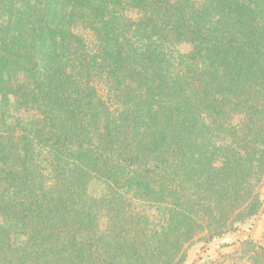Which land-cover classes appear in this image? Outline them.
Here are the masks:
<instances>
[{
	"label": "trees",
	"instance_id": "16d2710c",
	"mask_svg": "<svg viewBox=\"0 0 264 264\" xmlns=\"http://www.w3.org/2000/svg\"><path fill=\"white\" fill-rule=\"evenodd\" d=\"M263 179L264 0H0V264H183Z\"/></svg>",
	"mask_w": 264,
	"mask_h": 264
},
{
	"label": "rangeland",
	"instance_id": "374dc122",
	"mask_svg": "<svg viewBox=\"0 0 264 264\" xmlns=\"http://www.w3.org/2000/svg\"><path fill=\"white\" fill-rule=\"evenodd\" d=\"M89 37L90 34L88 35V38ZM190 49H191L190 45L187 44H183L180 47V50L182 52H188L190 51ZM219 137L217 136V133L215 131L212 132L209 137L210 138L209 140H211L210 144L215 145L216 143L215 147H218V143L222 142V138H221L222 135L219 134ZM201 145L205 146V142L201 143ZM156 182L159 185L158 180ZM128 183L129 180L124 182L121 181L119 182L118 185H116L115 189H113L115 194H111L112 199H110L109 197L108 198L109 200H114L115 203L113 205L115 204L116 205L113 206L112 204L110 205L105 204L104 206L105 210L101 213V225L105 227V225H107L109 221L112 224L113 220L119 222L121 221V216H122L120 212L131 211V209L134 210L136 207H141V209L140 208L139 209L144 210L149 217L151 216L152 218L150 222H152V224L156 225L158 228L159 227L158 225L161 221H159L160 214L157 212L156 209L157 206H154L148 202H144L140 192L138 190H135V188L131 189V186ZM252 188L253 189L251 190V195L249 196L248 203L250 205H252L254 202L262 203V201L264 200V179L254 184ZM108 189H109L108 186L104 182L101 183L98 181H94L89 187V193L94 198L102 199L105 196V194L109 193ZM240 206L241 205H238L235 208L226 211V212H230L232 210L231 212H233L234 214L231 217L230 215H227L225 213L224 214L226 215V217H222L220 214H218L219 215L218 219L221 220L220 222L221 226L224 228L223 234L238 233L252 228L256 215L254 213H251L250 210L244 211L243 208L239 209ZM241 213L242 215H240ZM220 217L225 219H221ZM132 219L133 216H130L126 221V223H131L130 221ZM218 237L220 236L216 235L211 239L210 231H206L202 236L199 235L198 238L195 239L194 244L187 250L185 259L183 260V264H193L197 257V254L201 251V249L204 246H206L208 243H210L212 240L217 239ZM252 240L254 241L255 247H262V246L264 247V215L261 219L256 234L252 237ZM244 241L246 240L240 242H244ZM240 242H234V243H232L231 241L224 242L223 246L227 244H235V245L230 247H225L223 249H221L223 247L221 246L218 249L209 251L207 254L203 255L199 264H216L219 260H221V257H223V255H227V256L229 254L235 255L236 253H232V252L236 251L240 247L239 244ZM135 245H139V242L138 243L135 242ZM233 260L234 257H228L226 264H230L231 261L233 263Z\"/></svg>",
	"mask_w": 264,
	"mask_h": 264
},
{
	"label": "water",
	"instance_id": "95a60500",
	"mask_svg": "<svg viewBox=\"0 0 264 264\" xmlns=\"http://www.w3.org/2000/svg\"><path fill=\"white\" fill-rule=\"evenodd\" d=\"M264 215V200L261 204V207L255 217L253 226L251 229L246 230V231H241L238 233H228V234H223L222 236L218 237L217 239L212 240L210 243H208L206 246H204L201 251L197 254V257L194 261L193 264H199L203 255L207 254L209 251L218 249L221 246H223L224 242L226 241H231L232 243L234 242H240L243 240H248L251 239L257 232L261 219Z\"/></svg>",
	"mask_w": 264,
	"mask_h": 264
}]
</instances>
